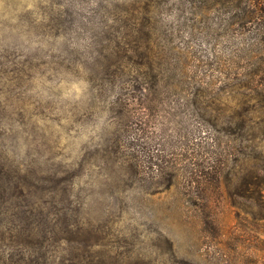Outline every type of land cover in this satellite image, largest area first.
<instances>
[{
    "label": "rangeland",
    "instance_id": "rangeland-1",
    "mask_svg": "<svg viewBox=\"0 0 264 264\" xmlns=\"http://www.w3.org/2000/svg\"><path fill=\"white\" fill-rule=\"evenodd\" d=\"M142 2L0 0V158L89 237L84 264H264V114L233 125L264 74L243 77L248 25L222 0ZM123 104L174 174L113 144Z\"/></svg>",
    "mask_w": 264,
    "mask_h": 264
},
{
    "label": "trees",
    "instance_id": "trees-1",
    "mask_svg": "<svg viewBox=\"0 0 264 264\" xmlns=\"http://www.w3.org/2000/svg\"><path fill=\"white\" fill-rule=\"evenodd\" d=\"M157 1L144 0L137 6L134 5V15L140 13L149 15L150 5ZM193 1L204 4L212 0H191ZM222 2L230 6L236 23L241 24L243 29L248 25L247 30L252 38L251 63H249L251 69L243 73V77L254 78L264 67V0H222ZM262 77L263 79L258 81L259 85L250 83L248 86L249 92H253L250 96L253 97L254 104L244 109V114L239 116L241 117L239 122L233 119V125L247 126L250 129L254 124L249 114H264V86H262L264 74ZM123 105L124 114L128 119L121 122L114 131L113 144L117 149L127 151L137 167L145 174L151 169V173L154 169H158L160 174H174L176 165L173 162L168 165L160 161L155 162L152 160L154 158L152 155H147L143 160L139 158L137 148L141 136L147 133V121L144 120L143 124L138 125L139 121L133 119L129 104ZM231 123L228 121L227 128L234 133ZM21 172L19 168H12L0 158V264H84L85 252L93 245L88 242L89 237L73 232L67 226L58 228L56 224L58 212L52 209L43 212L35 192L36 181L28 180L21 175ZM213 173L216 175L217 171L214 170ZM205 174L209 175L208 172ZM215 180H218L217 176ZM59 241L66 244L64 249L58 245Z\"/></svg>",
    "mask_w": 264,
    "mask_h": 264
}]
</instances>
